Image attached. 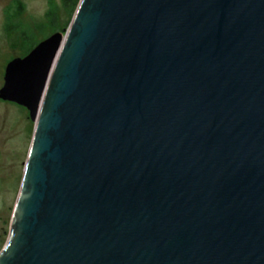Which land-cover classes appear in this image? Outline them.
I'll return each mask as SVG.
<instances>
[{
  "label": "water",
  "instance_id": "water-1",
  "mask_svg": "<svg viewBox=\"0 0 264 264\" xmlns=\"http://www.w3.org/2000/svg\"><path fill=\"white\" fill-rule=\"evenodd\" d=\"M3 79L0 264H264V0H79Z\"/></svg>",
  "mask_w": 264,
  "mask_h": 264
},
{
  "label": "rangeland",
  "instance_id": "rangeland-1",
  "mask_svg": "<svg viewBox=\"0 0 264 264\" xmlns=\"http://www.w3.org/2000/svg\"><path fill=\"white\" fill-rule=\"evenodd\" d=\"M0 0V88L6 64L24 57L31 45L52 33H64L77 0ZM55 12L49 22L47 11ZM28 36L24 39V34ZM34 122L28 109L0 98V249L9 231L13 204L19 189Z\"/></svg>",
  "mask_w": 264,
  "mask_h": 264
},
{
  "label": "trees",
  "instance_id": "trees-1",
  "mask_svg": "<svg viewBox=\"0 0 264 264\" xmlns=\"http://www.w3.org/2000/svg\"><path fill=\"white\" fill-rule=\"evenodd\" d=\"M65 1H66V3L68 2L67 0H65ZM78 1L79 0H77L75 3L70 4L71 5L70 9L72 10V12H74ZM48 15L51 17V20L55 19V12L51 11L50 13H48ZM30 45H31V48H32L33 47L32 44H30Z\"/></svg>",
  "mask_w": 264,
  "mask_h": 264
},
{
  "label": "flooded vegetation",
  "instance_id": "flooded-vegetation-1",
  "mask_svg": "<svg viewBox=\"0 0 264 264\" xmlns=\"http://www.w3.org/2000/svg\"><path fill=\"white\" fill-rule=\"evenodd\" d=\"M51 11H52V10L49 9V10L47 11V13H50ZM48 17H49V22H52L51 17H50L49 15H48ZM23 34H24V39L28 37V36L25 35L24 32H23ZM39 42H40V41H39ZM35 45H36V44H35ZM35 45H33V47H34ZM33 47H32V48H33ZM32 48H31V49H32Z\"/></svg>",
  "mask_w": 264,
  "mask_h": 264
}]
</instances>
